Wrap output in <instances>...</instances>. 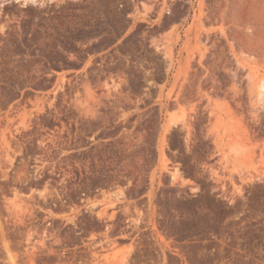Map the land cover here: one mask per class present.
<instances>
[{"label": "rangeland", "instance_id": "rangeland-1", "mask_svg": "<svg viewBox=\"0 0 264 264\" xmlns=\"http://www.w3.org/2000/svg\"><path fill=\"white\" fill-rule=\"evenodd\" d=\"M0 264H264V0H0Z\"/></svg>", "mask_w": 264, "mask_h": 264}]
</instances>
